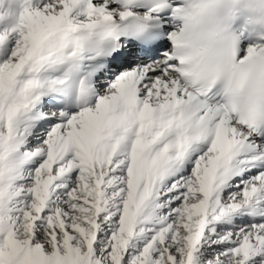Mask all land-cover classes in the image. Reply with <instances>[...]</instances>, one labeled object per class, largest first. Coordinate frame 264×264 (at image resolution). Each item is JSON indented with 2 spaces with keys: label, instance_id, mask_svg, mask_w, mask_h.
<instances>
[{
  "label": "snow or ice",
  "instance_id": "1",
  "mask_svg": "<svg viewBox=\"0 0 264 264\" xmlns=\"http://www.w3.org/2000/svg\"><path fill=\"white\" fill-rule=\"evenodd\" d=\"M208 8L19 0L8 10L0 264H264V47L205 72L184 50ZM85 60L70 107L66 87Z\"/></svg>",
  "mask_w": 264,
  "mask_h": 264
},
{
  "label": "clouds",
  "instance_id": "2",
  "mask_svg": "<svg viewBox=\"0 0 264 264\" xmlns=\"http://www.w3.org/2000/svg\"><path fill=\"white\" fill-rule=\"evenodd\" d=\"M183 2V0H182ZM209 5L207 13L189 34L185 54L205 72L224 65L235 50L239 52L256 45L264 47V0H196ZM19 0H0V23H13L9 9H18ZM182 23V22H181ZM62 74V73H61ZM208 85L216 87L212 80ZM218 91L223 92L219 87ZM264 103V101H259Z\"/></svg>",
  "mask_w": 264,
  "mask_h": 264
},
{
  "label": "bare ground",
  "instance_id": "3",
  "mask_svg": "<svg viewBox=\"0 0 264 264\" xmlns=\"http://www.w3.org/2000/svg\"><path fill=\"white\" fill-rule=\"evenodd\" d=\"M83 68H84V71L86 72L87 68H88V61L87 60L84 61ZM68 106L72 107L70 104Z\"/></svg>",
  "mask_w": 264,
  "mask_h": 264
}]
</instances>
